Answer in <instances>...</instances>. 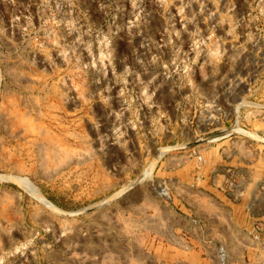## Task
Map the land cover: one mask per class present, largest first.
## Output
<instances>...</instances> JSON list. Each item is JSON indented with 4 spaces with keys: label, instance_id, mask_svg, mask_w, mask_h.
I'll return each instance as SVG.
<instances>
[{
    "label": "rangeland",
    "instance_id": "rangeland-1",
    "mask_svg": "<svg viewBox=\"0 0 264 264\" xmlns=\"http://www.w3.org/2000/svg\"><path fill=\"white\" fill-rule=\"evenodd\" d=\"M0 264H264V0H0Z\"/></svg>",
    "mask_w": 264,
    "mask_h": 264
},
{
    "label": "bare ground",
    "instance_id": "bare-ground-1",
    "mask_svg": "<svg viewBox=\"0 0 264 264\" xmlns=\"http://www.w3.org/2000/svg\"><path fill=\"white\" fill-rule=\"evenodd\" d=\"M26 188H28V190L29 191H31V192H34V190H32V188L31 187H28V186H26V185H24ZM34 195H36V194H34ZM39 196V195H38ZM41 198V197H40ZM40 200V199H39ZM44 201V200H43Z\"/></svg>",
    "mask_w": 264,
    "mask_h": 264
}]
</instances>
